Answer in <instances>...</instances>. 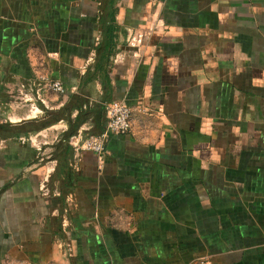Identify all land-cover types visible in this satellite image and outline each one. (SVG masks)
Returning a JSON list of instances; mask_svg holds the SVG:
<instances>
[{
	"label": "crops",
	"instance_id": "0c3cea01",
	"mask_svg": "<svg viewBox=\"0 0 264 264\" xmlns=\"http://www.w3.org/2000/svg\"><path fill=\"white\" fill-rule=\"evenodd\" d=\"M72 96L132 130L0 139V264H264V0H0V124Z\"/></svg>",
	"mask_w": 264,
	"mask_h": 264
},
{
	"label": "built area",
	"instance_id": "2783aa9c",
	"mask_svg": "<svg viewBox=\"0 0 264 264\" xmlns=\"http://www.w3.org/2000/svg\"><path fill=\"white\" fill-rule=\"evenodd\" d=\"M47 86L49 90L65 94L66 90L60 81H48ZM106 112V127L104 132L100 135H90L85 138H73L72 146L77 152H91L95 154L100 161L107 155V143L111 136L127 135L131 132L133 127V111L123 101H113L105 106ZM69 255H72L71 248Z\"/></svg>",
	"mask_w": 264,
	"mask_h": 264
},
{
	"label": "trees",
	"instance_id": "16d2710c",
	"mask_svg": "<svg viewBox=\"0 0 264 264\" xmlns=\"http://www.w3.org/2000/svg\"><path fill=\"white\" fill-rule=\"evenodd\" d=\"M114 30L115 29H112V27H110L108 29V32L111 33ZM105 48L106 50H109L110 41H108ZM82 103L83 101L81 98L72 96L69 104L66 105L63 109L59 111H46V115L40 120L27 121V122H24L18 125H14L11 123L0 124V139L2 140L19 139L22 136H27L29 134H33L41 130H44L45 128L53 124H56L61 119L65 118L70 122L69 131L66 133L65 139H64V141H66L67 143L63 145L65 148L63 158L67 159L72 154V151L74 149L73 147L70 146V140L71 138L77 135L78 130L83 122V115L85 114L84 113L85 111L83 109L84 104ZM75 110L79 111V115L77 116L75 120H73L72 114ZM87 153H91V152H87Z\"/></svg>",
	"mask_w": 264,
	"mask_h": 264
}]
</instances>
